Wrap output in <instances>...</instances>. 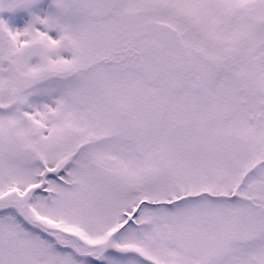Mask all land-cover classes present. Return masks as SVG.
I'll list each match as a JSON object with an SVG mask.
<instances>
[{
    "label": "snow or ice",
    "instance_id": "obj_1",
    "mask_svg": "<svg viewBox=\"0 0 264 264\" xmlns=\"http://www.w3.org/2000/svg\"><path fill=\"white\" fill-rule=\"evenodd\" d=\"M0 264H264V0H0Z\"/></svg>",
    "mask_w": 264,
    "mask_h": 264
}]
</instances>
